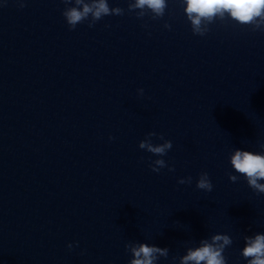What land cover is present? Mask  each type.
<instances>
[{
    "label": "water",
    "instance_id": "water-1",
    "mask_svg": "<svg viewBox=\"0 0 264 264\" xmlns=\"http://www.w3.org/2000/svg\"><path fill=\"white\" fill-rule=\"evenodd\" d=\"M22 2L0 0V264H129L139 243L180 264L217 234L226 264H248L264 194L230 156L264 145V30L225 14L194 35L182 0L156 20L107 0L125 14L69 30L74 5ZM150 132L172 142L164 157L139 148ZM161 158L175 171L152 172Z\"/></svg>",
    "mask_w": 264,
    "mask_h": 264
},
{
    "label": "clouds",
    "instance_id": "clouds-1",
    "mask_svg": "<svg viewBox=\"0 0 264 264\" xmlns=\"http://www.w3.org/2000/svg\"><path fill=\"white\" fill-rule=\"evenodd\" d=\"M186 7L184 12L191 23L194 35L204 36L208 28H202V22L212 24L216 17L221 20L228 18L241 25H251L253 30H264V0H182ZM66 7L62 15L69 26L74 30L78 24L90 19L89 27H93L103 17L124 15V9L119 7L110 8L107 0H63ZM21 8L25 5L21 0ZM168 7L167 0H129L128 12H135L137 18L142 19L151 13V19H160L165 15ZM165 28L170 25L165 24ZM138 93L142 96L143 89ZM153 137L163 141L154 145ZM112 139L111 137L109 138ZM139 148L157 157H164L172 148V142L165 140L163 135L157 136L155 132L147 134L144 140L139 143ZM261 154H254L251 151L235 150L230 156V163L236 173L243 175L248 186L256 193L264 194V145H261ZM168 167L164 159H156L151 163V171L159 173L161 169ZM169 172L175 171L168 167ZM237 175H229V180L237 182ZM191 177L178 180V184H191ZM196 187L205 192H211L213 185L207 172H202L197 180ZM233 243L228 235H214L209 239H202L200 246L189 248L186 254L180 258V264H226L223 255L225 249ZM73 246L68 245L71 249ZM126 250L130 252L132 259L129 264H156L161 257L167 258L168 248L149 246L145 243L127 244ZM241 255L248 261V264H264V234H256L254 237H245V247Z\"/></svg>",
    "mask_w": 264,
    "mask_h": 264
}]
</instances>
